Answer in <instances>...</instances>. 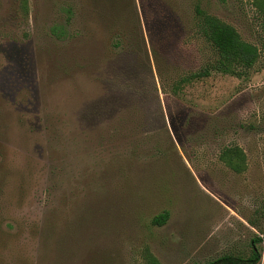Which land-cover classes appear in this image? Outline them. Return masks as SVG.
<instances>
[{"label":"rangeland","instance_id":"obj_1","mask_svg":"<svg viewBox=\"0 0 264 264\" xmlns=\"http://www.w3.org/2000/svg\"><path fill=\"white\" fill-rule=\"evenodd\" d=\"M260 3L0 0V264H222L254 236L264 264ZM195 4L259 49L240 76L176 85L215 57Z\"/></svg>","mask_w":264,"mask_h":264},{"label":"trees","instance_id":"obj_2","mask_svg":"<svg viewBox=\"0 0 264 264\" xmlns=\"http://www.w3.org/2000/svg\"><path fill=\"white\" fill-rule=\"evenodd\" d=\"M260 5L264 14V0H261ZM66 12H69L68 8H66ZM193 12L197 20L196 30L211 46L215 57L200 69L181 77L176 85L208 76L211 71L238 77L254 64L259 55V49L254 44L244 41L233 26L204 12L197 4L194 5ZM262 28L264 30V25ZM49 31L57 39H62L65 35L64 30L59 25L51 26ZM241 155V151L236 147H226L219 156L220 159H224V163L231 170L239 172L242 169ZM166 218L167 211L163 210L152 216L150 222L154 225H161ZM259 241H261L259 236H254L250 240V254L247 257L223 256L219 262L222 264L256 263L260 254L254 245ZM144 258L148 264H157V260L146 248L144 249Z\"/></svg>","mask_w":264,"mask_h":264}]
</instances>
